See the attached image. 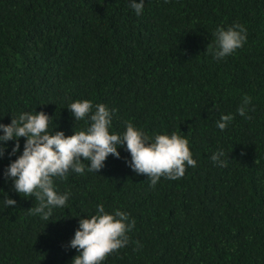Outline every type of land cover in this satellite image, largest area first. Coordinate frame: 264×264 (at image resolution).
I'll list each match as a JSON object with an SVG mask.
<instances>
[{"label":"trees","instance_id":"trees-1","mask_svg":"<svg viewBox=\"0 0 264 264\" xmlns=\"http://www.w3.org/2000/svg\"><path fill=\"white\" fill-rule=\"evenodd\" d=\"M234 24L246 42L215 59L208 45L214 51L216 31ZM84 100L115 110L111 134L131 122L153 142L186 138L196 166L152 187L125 144L98 173L82 161L83 174L54 178L69 199L43 220L29 211L35 197L4 175L20 138V152L0 157V264H72L79 220L100 204L135 220L129 243L102 264H264V0H144L139 16L130 0H0V124L43 111L50 133L71 136L90 126L68 108ZM219 151L226 167L211 160Z\"/></svg>","mask_w":264,"mask_h":264},{"label":"clouds","instance_id":"clouds-1","mask_svg":"<svg viewBox=\"0 0 264 264\" xmlns=\"http://www.w3.org/2000/svg\"><path fill=\"white\" fill-rule=\"evenodd\" d=\"M130 7L139 16L144 8V0H130ZM246 28L234 24L227 29L219 28L215 33V50L208 45L207 51L215 59L233 54L246 42ZM251 97L245 96L237 109L240 116H246L247 105ZM76 121L86 117L91 121L86 131H74L65 136L63 131L49 132L50 116L45 112H25L12 117L10 124H0V157H9L20 152V138H26L21 155L7 167L4 175L14 181L15 190L24 197H35L39 202L29 211L49 220L53 208L65 207L69 194H58L54 190V178H64L71 169L83 174L88 161V171L98 173L105 165L104 161L112 154L120 157L118 147L126 144L131 154L129 166L139 174H146L150 186L155 187L161 177L171 180L185 175L186 165L195 167L189 142L186 138L173 133L157 135L154 142L146 133L138 130L131 122L126 124L123 135L111 134L112 112L104 104L95 105L89 100L76 101L68 107ZM250 119V117H247ZM232 115H222L216 122L219 129L224 130L232 121ZM15 140V145L8 152V142ZM223 151L212 155L211 160L220 167L227 166V160H221ZM5 204L14 207L17 201L8 197ZM127 213L117 209L114 214L105 212L102 204L97 205V213L91 217L80 218L79 228L70 242V247L78 251L72 264H102L111 253L118 251L129 243L127 232L135 226V220L128 223ZM137 244L139 242L137 241Z\"/></svg>","mask_w":264,"mask_h":264}]
</instances>
